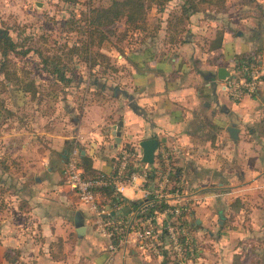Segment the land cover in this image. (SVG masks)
<instances>
[{
  "label": "crops",
  "instance_id": "obj_1",
  "mask_svg": "<svg viewBox=\"0 0 264 264\" xmlns=\"http://www.w3.org/2000/svg\"><path fill=\"white\" fill-rule=\"evenodd\" d=\"M217 23V17L191 14L179 37L166 42L176 52L158 53L155 48L161 44L159 39H147L131 53L116 54L115 63L124 71H116L122 84L110 87L113 97L109 105L103 101V108L89 106L77 120L74 135L48 138L47 149L29 152L36 158L25 164L31 181L22 180L11 187V217L0 221V264L162 262L141 253L136 258L138 252L132 250H119L109 260L105 241L95 230L89 212L62 175L72 142L78 146L82 173L91 175L112 172L123 148L135 150L140 157L138 143L147 138H155L157 148H166L179 168L184 198L190 205L186 219L193 234L199 237V232H206L213 238L211 228L215 222L221 228L213 239L215 246L225 241L234 253L252 246L264 264V138H250L238 123L239 118L247 121L246 107L264 97V79L260 94L253 100L244 97L235 104L226 97L215 77L216 68L231 72L234 56L247 57L255 46L240 32L233 36L228 24L219 46L210 44V32ZM243 101L247 102L245 107ZM118 120L122 125L119 141L115 142L112 132ZM229 123L238 130L235 140L226 131ZM143 164L139 158L137 167ZM2 181L1 186H5ZM124 194L129 202L139 196L130 189ZM113 196L112 190L107 193L104 188L98 191L97 199L106 204ZM24 203L26 208L22 210ZM76 212L83 225L81 234L73 225ZM23 218L28 221L26 232L13 227V220L21 222ZM30 233H36L34 240L29 238ZM5 250L13 254L14 262L3 257ZM203 261L199 257L197 264Z\"/></svg>",
  "mask_w": 264,
  "mask_h": 264
},
{
  "label": "rangeland",
  "instance_id": "obj_2",
  "mask_svg": "<svg viewBox=\"0 0 264 264\" xmlns=\"http://www.w3.org/2000/svg\"><path fill=\"white\" fill-rule=\"evenodd\" d=\"M110 1L0 0V32L4 31L17 43L16 53L9 52L5 57L0 54V181L3 180L5 184H0V221H9L11 217L8 214L13 207L11 187L22 180L31 181L26 176L29 168L25 164H30L36 158L29 152L41 153L47 149L51 138L75 133L77 120L84 116L89 106L103 108V101L109 105L113 97L110 87L122 84L116 77V71H124L115 63L116 54L131 53L147 39H159L161 44L155 48L158 53L175 51L170 50L166 42L176 40L177 34L170 40L174 30L171 27L172 31H168L165 27L169 17L178 16L183 0H170L161 7L151 5L145 12L142 28H131L124 18L117 21L113 25V35H108L99 45L94 39L91 51L97 50L100 55H96L94 64L89 65V61L82 58V48L78 53L72 51L73 47L87 40L83 14L87 13L89 7L107 6ZM198 8L193 13L195 16L217 17L218 25L212 27L214 30L210 32L213 38L210 44L221 37L225 24H228L230 33L236 36L240 32L255 46L253 54H262L264 60V0H222L221 5L200 3ZM152 45L155 46V42ZM24 50L26 52L22 55L20 52ZM103 54L108 56L109 65L103 61ZM43 57L47 60L58 59L57 66L69 81L63 83L57 80L56 75L48 74L41 61ZM110 66H114L116 71L109 69ZM242 103L245 107L247 102ZM246 109L247 121L241 118L238 121L245 135L264 138V97L249 104ZM72 145L73 142L69 149ZM17 202L21 204L19 200ZM25 204L20 209H25ZM18 220H13V227L19 226L26 232L27 219ZM220 229L213 222V238L207 236L206 232H199V237L195 235L200 249L197 261L201 257L204 264H224L230 257L229 264H261L262 258L252 246L246 245L235 253L229 250L225 241L215 246L213 239L220 234ZM221 233L227 235V232ZM35 234L30 233L29 238L34 240ZM138 254L134 257L137 258ZM9 255L13 256L10 252Z\"/></svg>",
  "mask_w": 264,
  "mask_h": 264
},
{
  "label": "built area",
  "instance_id": "obj_3",
  "mask_svg": "<svg viewBox=\"0 0 264 264\" xmlns=\"http://www.w3.org/2000/svg\"><path fill=\"white\" fill-rule=\"evenodd\" d=\"M263 63L262 54L236 59L229 76L220 81L226 97L236 102L261 92ZM78 155L73 144L65 156L62 175L89 212L95 230L105 241L109 260L119 250H132L164 264H197L200 249L186 219L190 205L184 198L181 173L175 171L166 148H156L153 162L143 167H137L140 157L135 150L123 148L112 172L91 175L82 173ZM104 188H111L119 200L99 202L98 191ZM125 189L138 193L139 203L122 213L127 204Z\"/></svg>",
  "mask_w": 264,
  "mask_h": 264
},
{
  "label": "trees",
  "instance_id": "obj_4",
  "mask_svg": "<svg viewBox=\"0 0 264 264\" xmlns=\"http://www.w3.org/2000/svg\"><path fill=\"white\" fill-rule=\"evenodd\" d=\"M170 0H111L107 6H98V7H89L87 13L83 14V20L87 25L86 37L87 40L84 43H81L80 46L72 48V51L78 53L82 48L83 59L89 61V65L94 64L96 55H100L97 50L91 51V47L94 45V39L96 38V43L99 45L100 42L104 41L108 35H113V25L124 18V22L131 28H142V25L145 23V12L151 6L155 5L157 7L163 6ZM222 0H183L179 6L178 16H171L166 21L165 29L168 31L174 30V36L169 38L170 40L175 38V34L180 35L185 29L184 25L187 23L188 18L191 14L198 11V4L200 3H213L215 5H221ZM179 26V28H177ZM221 37L216 39V44L219 46ZM214 45V46H215ZM216 46V47H218ZM17 43L13 42L10 37L4 32H0V54L5 57L9 52L16 53ZM26 50L21 51L23 55ZM235 59L244 58V55L234 56ZM42 64L45 66V71L50 75H56L57 80L63 83L69 81L68 78H65L62 75V72L58 68V59L51 58L47 60L42 58ZM103 61L106 65H109L108 56L103 54ZM49 64V67H47ZM47 67V68H46ZM112 71H116L114 66H110ZM176 172H179L177 166L174 167ZM106 192H111V188H105ZM111 200L117 201L119 198L113 196ZM139 202H129L123 207L122 213L126 212L129 208H134ZM3 257L10 262H14L15 258L9 255V251L3 253ZM165 260V259H164Z\"/></svg>",
  "mask_w": 264,
  "mask_h": 264
},
{
  "label": "water",
  "instance_id": "obj_5",
  "mask_svg": "<svg viewBox=\"0 0 264 264\" xmlns=\"http://www.w3.org/2000/svg\"><path fill=\"white\" fill-rule=\"evenodd\" d=\"M229 70L224 67H218L215 70V77L217 80L222 81L225 80L229 76ZM264 92V91H263ZM122 125V122L118 120L114 126V131L112 134L114 135L115 142L119 141V127ZM228 136L230 139L235 140L237 138V128L234 123H229L226 128ZM138 146L141 150L140 161L145 164H151L153 162V155L157 148V141L155 138H147L143 139L138 143ZM73 225L75 226V232L77 234H81L83 232V225L79 213L73 217ZM158 264H164L160 262Z\"/></svg>",
  "mask_w": 264,
  "mask_h": 264
}]
</instances>
